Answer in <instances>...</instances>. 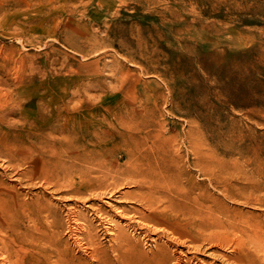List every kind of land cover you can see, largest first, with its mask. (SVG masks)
<instances>
[{"label":"rangeland","instance_id":"rangeland-1","mask_svg":"<svg viewBox=\"0 0 264 264\" xmlns=\"http://www.w3.org/2000/svg\"><path fill=\"white\" fill-rule=\"evenodd\" d=\"M3 138L15 156L0 147V201L16 212L28 263L126 264L105 222L135 215L141 205L123 195L135 187L122 179L119 197L109 196L81 177L134 146L166 164L176 205L195 210L214 239L182 226L179 236L166 221L130 229L140 260L159 247L170 256L132 263L245 264L232 260L241 238L264 264V0H0ZM70 207L85 216L79 236ZM176 254L185 262L173 263Z\"/></svg>","mask_w":264,"mask_h":264},{"label":"bare ground","instance_id":"bare-ground-1","mask_svg":"<svg viewBox=\"0 0 264 264\" xmlns=\"http://www.w3.org/2000/svg\"><path fill=\"white\" fill-rule=\"evenodd\" d=\"M8 97V96H6ZM14 99V98H13ZM16 101V100H15ZM17 106V105H16ZM11 107V106H10ZM15 107V106H14ZM13 107V109H14ZM3 108V107H2ZM1 108V109H2ZM6 109V108H5ZM12 109V110H13ZM9 110V109H8ZM11 110V111H12ZM15 110V109H14ZM13 110V111H14ZM5 111V110H4ZM6 113V112H5ZM8 113V112H7ZM6 115V114H5ZM4 117V116H3ZM12 119V118H11ZM2 120V119H1ZM24 120V119H23ZM3 122V121H2ZM31 122V121H30ZM29 122V123H30ZM5 123V122H3ZM13 123V122H12ZM11 123V124H12ZM17 123V122H15ZM22 123V122H20ZM126 123V122H125ZM124 123V124H125ZM27 124V123H26ZM6 125V124H5ZM13 125V124H12ZM25 125V124H24ZM131 125V123H130ZM134 125V123L132 124ZM27 126V125H26ZM121 126V125H120ZM128 127V125H127ZM126 127V128H127ZM29 128V127H28ZM117 129V128H116ZM129 129V128H127ZM133 130V128H132ZM136 131V129H134ZM133 130V131H134ZM17 132V131H16ZM15 132V133H16ZM34 132V131H33ZM121 133V132H120ZM133 133V132H132ZM152 134V133H151ZM19 135V134H18ZM31 135V134H30ZM28 135V136H30ZM129 135V134H128ZM134 135V133H133ZM147 135V134H146ZM159 135V134H158ZM157 135V136H158ZM137 136V135H136ZM142 137V136H141ZM144 137V136H143ZM16 138V137H15ZM98 138V136H97ZM154 138V137H153ZM157 138V137H155ZM164 138V137H163ZM129 139H131V136H129ZM136 139V138H135ZM123 140V139H122ZM151 140V139H150ZM135 141V140H134ZM125 141H123L124 143ZM165 142V141H164ZM17 143V142H16ZM95 145H101L100 141L94 142ZM161 144V143H160ZM153 145V143H152ZM107 146V145H106ZM136 146V145H135ZM148 146V145H147ZM155 146V145H154ZM0 147L4 150L5 155L10 157L11 159L14 158V144L11 145L8 143L7 138L0 139ZM149 147V146H148ZM160 147V146H159ZM17 148V147H16ZM157 148V147H155ZM41 149V148H40ZM150 149V148H148ZM42 150L45 151V149L42 148ZM41 150V151H42ZM104 150V149H103ZM31 151V149H30ZM153 151V149H152ZM166 151V150H165ZM17 152V151H16ZM95 152V151H94ZM70 153V152H69ZM73 153V152H72ZM31 154V153H30ZM88 154V153H87ZM166 154V153H165ZM27 155V154H26ZM37 155V154H36ZM43 155V154H42ZM41 155V156H42ZM72 156V155H70ZM90 156V155H89ZM73 158L76 159H84L86 156L84 154H79L76 157L72 156ZM93 157V156H92ZM125 157L129 163L126 164L128 167H121V163L118 162L119 158ZM159 157V156H158ZM157 157V158H158ZM19 158V157H18ZM21 158V157H20ZM25 157L23 156L22 161L18 162L23 164ZM17 159V158H16ZM68 159V158H64ZM96 159V158H95ZM98 159V158H97ZM156 158L152 157V153L147 151V150H142V149H136V147H129L125 151L122 152L120 156H116L115 158V163L106 165L103 161H94L93 164H95L96 167H98L97 170L94 172L86 171L83 173V176L81 177L83 180L86 182H89L90 187L92 186H97L99 189H105L107 191L109 196H114L116 193H118L116 196L119 197V194L121 193L118 189V186L121 184L122 179H128L127 183H131L135 188L132 189V191H126L123 192V195H129L130 197L134 198L135 202L140 204L141 207H136L134 210V216H127L126 212L121 215V213L118 215L120 216L124 221L123 224L117 225L115 227L113 225V218H112V223L110 222H105V229L108 231V234L110 236L111 241L113 242L110 246V250L115 252L117 254V262H125L126 264H134L132 262H168L169 260V254H167L166 250H164L163 247H159L155 253V256L153 258L146 257L144 254V257L139 259V256L137 253L134 251L131 240L132 236L129 233V230H136L143 226L145 229L144 231L148 230L149 225H156L159 223L167 222L169 223L171 229L175 232L178 233L180 226L185 227L188 233H194L193 235L200 238L202 236V239L208 240L212 242V233H209L208 235L206 234H201L199 230L201 223L196 221L191 215L193 209L188 208L186 205H176L175 203V198L172 193H175L172 191L173 187L171 184V177L168 171V167L166 166L165 163L161 161L157 162L155 161ZM169 159V158H168ZM171 159V157H170ZM87 160V159H85ZM94 160V159H93ZM102 160V158H101ZM17 161V160H16ZM29 161V160H27ZM65 161V160H64ZM63 161V162H64ZM89 161V160H88ZM87 161V162H88ZM125 161V163H127ZM178 162V161H177ZM176 162V163H177ZM62 163V161H61ZM66 163V162H65ZM81 163V162H80ZM92 163V161H91ZM63 164V163H62ZM72 164V163H71ZM70 164V166H71ZM67 165V164H66ZM76 167V166H75ZM93 168V167H92ZM92 168H90L92 170ZM95 168V167H94ZM46 170V169H45ZM44 170V172H46ZM87 170V168H86ZM94 173V174H92ZM174 173V172H173ZM67 174V173H65ZM82 174V173H81ZM62 175V174H61ZM60 175V177H61ZM69 175V174H67ZM121 175H125V177H121ZM65 176V175H63ZM62 176V177H63ZM58 176V178H60ZM57 178V179H58ZM178 178V177H177ZM1 179V178H0ZM56 179V180H57ZM47 180V179H46ZM59 180V179H58ZM60 181V180H59ZM171 181V182H170ZM58 182V181H57ZM60 181L59 183H61ZM175 182V181H173ZM58 183V184H59ZM63 183V182H62ZM67 183V182H65ZM123 183V182H122ZM125 183V182H124ZM123 183V184H124ZM176 183V182H175ZM173 183V185L175 184ZM1 184V183H0ZM130 184V185H131ZM66 185V184H65ZM171 185V186H170ZM2 186V185H1ZM0 186V187H1ZM57 186V185H56ZM59 186V185H58ZM68 186V183L67 185ZM10 187V186H9ZM167 187H172L167 188ZM3 188V187H2ZM12 188V187H11ZM108 188V189H106ZM13 189V188H12ZM11 189V190H12ZM67 189V188H66ZM69 189V188H68ZM97 189V190H98ZM170 189V190H168ZM96 190V192H97ZM134 190V191H133ZM165 190H168L167 192ZM7 191V190H6ZM10 191V190H9ZM8 192V191H7ZM6 192V193H7ZM12 192V191H11ZM11 198H12V194ZM16 192V191H15ZM80 192V191H79ZM95 192V193H96ZM7 193V194H9ZM84 193V192H83ZM99 193V192H98ZM16 194V193H15ZM72 194V193H71ZM81 194V193H79ZM92 194V193H91ZM102 195V193H101ZM107 195V194H106ZM2 196V195H1ZM14 196V195H13ZM82 195H80L81 197ZM91 196V195H90ZM104 196V195H103ZM122 196V195H121ZM3 197V196H2ZM1 197V198H2ZM97 197V196H96ZM95 197V198H96ZM106 197V196H105ZM8 198V197H7ZM10 198V197H9ZM10 198V199H11ZM14 198V197H13ZM87 198V197H86ZM94 198V197H93ZM94 198V199H95ZM129 198V197H128ZM9 199V200H10ZM19 199V198H18ZM26 199V198H25ZM97 199V198H96ZM100 199V198H98ZM119 199V198H118ZM1 200V199H0ZM23 200V199H22ZM28 200V199H27ZM36 200V199H35ZM39 200V199H38ZM14 201V200H13ZM11 201V202H13ZM41 201V200H40ZM10 202V203H11ZM110 202V201H109ZM121 202V201H120ZM132 202V201H131ZM164 202H166V205H164ZM27 203V202H26ZM35 203V202H34ZM15 204V203H14ZM98 204V203H97ZM18 205V204H16ZM26 205V204H25ZM107 205V204H106ZM113 205V204H112ZM111 205V207H112ZM117 205V204H116ZM129 205V204H128ZM37 206V205H36ZM42 206V205H41ZM55 206V205H53ZM115 206V205H114ZM114 206L112 208H114ZM118 206V205H117ZM120 206V205H119ZM96 207V205H95ZM110 207V206H109ZM124 207V206H123ZM135 207V206H134ZM12 207L4 200L0 201V264H39L38 262L35 263H28L25 261V256L22 253L25 248L24 247V241L16 239L17 236H15L18 231L16 230V225L14 226L12 221V217L14 216V213L12 212ZM19 208V207H18ZM21 208V207H20ZM71 208V207H70ZM101 208V207H100ZM126 208V207H125ZM131 208V206H130ZM133 208V207H132ZM108 209V208H107ZM121 209V207L119 208ZM24 210V209H23ZM38 210V209H37ZM45 210V209H44ZM58 210V209H57ZM67 210V209H66ZM97 212H100L99 208L96 209ZM117 210V209H116ZM125 210V209H124ZM128 210V208H127ZM29 211V210H28ZM68 220L67 222H70V228L73 231L74 234L81 233L84 231L83 225V217L81 216V213L79 210L75 209V207H72L71 209L68 210ZM103 211V210H102ZM108 210H106L107 212ZM66 212V211H65ZM105 212V213H106ZM25 214V211L23 212ZM49 213V212H47ZM86 213V212H85ZM84 213V215H85ZM89 213V212H88ZM115 213V212H114ZM130 213V212H129ZM29 215V214H28ZM26 215L27 217H29ZM104 215V214H103ZM113 215V214H112ZM36 216V215H35ZM94 216V215H93ZM92 216V217H93ZM34 217V216H33ZM47 217V216H46ZM52 217V216H51ZM50 217V219H51ZM64 217V216H63ZM88 217V214H87ZM90 217V216H89ZM109 217V216H108ZM107 217V218H108ZM114 217V216H113ZM197 217V216H196ZM31 218V216H30ZM45 218V217H44ZM65 218V217H64ZM96 218V217H95ZM103 218V217H102ZM110 218V217H109ZM120 218V219H121ZM17 219V216L16 218ZM49 219V218H48ZM111 219V218H110ZM108 219V220H110ZM44 220V219H43ZM47 220V219H46ZM52 220V219H51ZM90 220V219H89ZM88 220V221H89ZM104 220V219H102ZM29 221V219H28ZM35 221V220H34ZM33 221V223H34ZM66 221V220H65ZM92 221V220H91ZM32 222V221H31ZM50 223V222H49ZM118 223V222H115ZM60 224V222H59ZM67 224V223H66ZM89 224V223H88ZM87 224V225H88ZM140 224V226H139ZM38 225V224H37ZM57 225V224H55ZM95 225V224H94ZM104 226V225H103ZM139 226V227H138ZM66 227V226H65ZM63 227V228H65ZM89 228V226H87ZM154 227V226H153ZM165 227V226H164ZM35 228V227H34ZM152 228V227H151ZM158 230V227H156ZM160 228V227H159ZM162 228V227H161ZM37 229V227H36ZM40 229V228H39ZM38 229V230H39ZM166 229V228H165ZM19 230V228H18ZM35 230V229H34ZM41 230V229H40ZM67 230V229H66ZM160 230V229H159ZM158 230V231H159ZM167 230V229H166ZM169 230V229H168ZM204 230V229H203ZM42 231V230H41ZM163 231V230H162ZM233 231V230H232ZM236 231V230H235ZM93 232V230H92ZM131 232V231H130ZM155 232V230H154ZM166 232V231H165ZM231 232V231H230ZM43 233V232H42ZM146 233V232H145ZM153 233V230H152ZM157 233V232H155ZM168 233V231H167ZM208 233V232H207ZM229 232H227L228 234ZM238 233V232H237ZM91 234V233H90ZM89 234V235H90ZM95 234V233H94ZM136 234V233H135ZM163 234V233H162ZM172 234V233H170ZM180 236V233H178ZM220 234H223L220 233ZM230 234V233H229ZM146 235V234H145ZM173 235V234H172ZM226 235V234H225ZM75 236V235H74ZM79 236V235H78ZM94 236V235H93ZM140 236V235H139ZM176 236V235H175ZM227 236V235H226ZM70 237V236H69ZM91 237V236H90ZM144 237V236H143ZM148 237V236H147ZM159 237V236H158ZM164 237V236H163ZM33 238V236H32ZM74 239V237L72 236ZM80 238V237H79ZM89 238V236H88ZM96 238V237H95ZM149 238V237H148ZM153 238V237H152ZM160 238V237H159ZM175 238V237H174ZM251 238V237H249ZM94 239V238H93ZM92 239V240H93ZM147 239V238H146ZM157 237H155L154 242H157ZM183 239V238H182ZM87 240V239H86ZM99 240V239H98ZM98 240H94L93 245L96 246L95 242H98ZM150 240V239H149ZM165 240V238L163 239ZM177 240V238H176ZM185 240V237H184ZM31 241V240H30ZM172 241V240H171ZM224 241V240H223ZM235 244V249L238 251V255L232 258L233 261L236 262H244L245 264H253V262H258L256 257L252 254L250 248L243 242L241 238H236L235 240H232ZM88 242V241H87ZM91 242V241H89ZM174 242V241H173ZM178 242V240H177ZM217 242V239H216ZM74 243V242H73ZM78 243V242H77ZM82 243V242H81ZM85 243V242H84ZM108 243V242H107ZM153 243V242H152ZM214 243V242H213ZM218 243V242H217ZM247 243V241H246ZM252 243V242H251ZM254 243V242H253ZM262 243V242H261ZM83 244V243H82ZM168 244V243H167ZM76 245V244H75ZM92 245V246H93ZM101 245V244H100ZM176 245V244H175ZM174 245V246H175ZM188 245V244H187ZM233 245V244H232ZM251 245V244H250ZM84 246V245H83ZM91 246V245H90ZM93 246V247H94ZM210 246V245H209ZM257 246V245H256ZM262 246V245H261ZM87 247V246H86ZM147 247V246H146ZM200 247V246H199ZM233 247V246H232ZM88 248V247H87ZM198 248V247H197ZM231 248V247H230ZM38 247L37 246H30L27 250L32 251L33 253H37ZM97 249L98 246H97ZM144 250V249H143ZM146 250V249H145ZM177 250V249H176ZM198 250V249H197ZM230 250V249H229ZM110 251V252H111ZM192 251V250H191ZM174 252V251H173ZM190 252V251H189ZM188 252V253H189ZM228 252V251H227ZM96 250L94 249L91 253L92 257L96 256ZM140 253V252H139ZM145 253V252H144ZM177 253H181L178 252ZM230 253V252H229ZM261 253V252H260ZM111 254V253H110ZM113 254V253H112ZM173 254V253H172ZM228 254V253H227ZM263 254V253H262ZM87 255V254H86ZM90 255V256H91ZM177 255V254H176ZM181 255V254H180ZM180 255L172 257L173 263L174 262H185V259L181 257ZM101 256V255H100ZM106 256V255H105ZM110 256V255H109ZM113 256V255H112ZM220 256V255H219ZM231 256V255H230ZM104 257V256H103ZM151 257V256H150ZM228 258L227 256H225ZM263 257V256H262ZM105 258V257H104ZM110 258V257H108ZM218 258V257H217ZM91 259V258H90ZM216 259V258H215ZM220 259V258H219ZM93 260V259H92ZM103 260V259H102ZM105 260V259H104ZM228 260V259H227ZM230 260V257H229ZM107 260H105L106 262ZM92 262V261H91ZM103 262V261H102ZM107 262H114L112 260H108ZM189 262V261H188ZM171 263V262H170ZM200 263V261H199ZM228 263V262H227ZM104 264V263H103ZM179 264V263H178ZM201 264V263H200ZM259 264L261 262L259 261Z\"/></svg>","mask_w":264,"mask_h":264}]
</instances>
